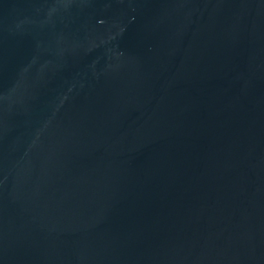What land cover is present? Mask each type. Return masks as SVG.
I'll return each mask as SVG.
<instances>
[{
	"label": "water",
	"instance_id": "95a60500",
	"mask_svg": "<svg viewBox=\"0 0 264 264\" xmlns=\"http://www.w3.org/2000/svg\"><path fill=\"white\" fill-rule=\"evenodd\" d=\"M0 264H264V0H0Z\"/></svg>",
	"mask_w": 264,
	"mask_h": 264
}]
</instances>
